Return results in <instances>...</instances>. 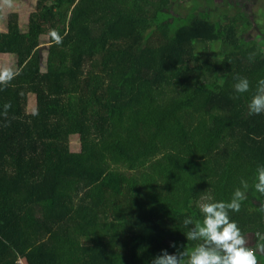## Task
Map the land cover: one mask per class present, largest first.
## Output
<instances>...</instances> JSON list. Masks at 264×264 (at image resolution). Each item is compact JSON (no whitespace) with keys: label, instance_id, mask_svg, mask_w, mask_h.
<instances>
[{"label":"trees","instance_id":"1","mask_svg":"<svg viewBox=\"0 0 264 264\" xmlns=\"http://www.w3.org/2000/svg\"><path fill=\"white\" fill-rule=\"evenodd\" d=\"M174 1L36 0L23 26L6 14L0 264H151L161 249L195 247L184 220L242 179L248 194L230 216L246 241L263 236L253 185L264 114L247 102L264 77V35L238 31L241 14L222 25L193 6L176 14ZM235 76L248 93L237 97Z\"/></svg>","mask_w":264,"mask_h":264},{"label":"clouds","instance_id":"2","mask_svg":"<svg viewBox=\"0 0 264 264\" xmlns=\"http://www.w3.org/2000/svg\"><path fill=\"white\" fill-rule=\"evenodd\" d=\"M56 41H60L58 35ZM253 59L252 56L248 57L249 62ZM12 76L11 69L0 70V81L10 80ZM233 79L232 87L237 97L250 91V81L247 77L235 76ZM220 84L223 85L222 79ZM247 112L249 115L264 114V77L256 81L255 90L247 102ZM253 187L257 193L264 195V163L256 167ZM248 189V182L242 179L230 199L225 201L208 197L202 201L199 205L202 218L184 220V224L190 227L183 234L186 239L197 242L195 247H183L173 253L161 249L151 260V264H257L254 250L248 245L238 223L230 216V213L239 211L241 202L247 197ZM170 246L175 247L174 244Z\"/></svg>","mask_w":264,"mask_h":264},{"label":"rangeland","instance_id":"3","mask_svg":"<svg viewBox=\"0 0 264 264\" xmlns=\"http://www.w3.org/2000/svg\"><path fill=\"white\" fill-rule=\"evenodd\" d=\"M246 1V2H245ZM35 2L36 0H0V31H4L6 28V14L10 11H16L18 13V17H19V22L20 25L23 26L26 21H27V17L30 11H32L35 7ZM231 2H229V0H178V1H174V3L172 2L171 4V10L173 12H175L176 14H185L186 10H189V8L191 6H193L195 9V11H206V14H208L207 12H209V15L211 16V19H213V16L215 17L214 20L219 21L222 25H224L225 21L228 22H234L235 23V19L238 20V17L231 18V20H229V15H230V7L228 5H230ZM239 6V10L243 13L241 17H239L240 23L237 25V29L238 31L241 29V27L243 26L244 28L246 27H252V21H249L248 19L250 18V15H246L245 11L246 9L249 10V13H254L256 15H252L253 18L257 19L256 23H257V27L255 28H262L264 29V10L262 12L259 13L256 3H250L247 0H237L236 1V5L233 6L232 8H235L236 6ZM258 5H260L261 3H257ZM178 11V12H176ZM239 21V20H238ZM249 21V24L244 25V22ZM242 31V30H241ZM260 34H263V31H259ZM40 38L42 39L41 41V46H40V58H41V64L43 63V61L45 60V46L43 44H47L46 39H47V35H41ZM208 48L213 47L214 50L218 49L217 43L215 44H208L207 45ZM15 58L14 56H11L8 53H3L0 55V70H3L5 68L11 69L13 70L15 65ZM43 65V64H42ZM32 107H28L29 110H31ZM70 143V148L71 149H78L79 147V141L77 139L76 136H73L70 138L69 140ZM251 235V234H249ZM264 237V233L263 236ZM253 238H249V240L247 241V243H253ZM256 257H258L261 253L256 251L255 252ZM261 257L264 260V256L261 255ZM22 261H24V259H22Z\"/></svg>","mask_w":264,"mask_h":264},{"label":"crops","instance_id":"4","mask_svg":"<svg viewBox=\"0 0 264 264\" xmlns=\"http://www.w3.org/2000/svg\"><path fill=\"white\" fill-rule=\"evenodd\" d=\"M236 1L237 0H229V2H231V4L230 5H228L229 7H230V10H231V12H230V15H236V14H241V16H242V10L240 11L239 10V6H240V4L238 5V6H236L235 8H232V7H234L235 5H236ZM243 1V0H242ZM248 2H250V3H256V6H257V9H258V11H259V13L260 12H262L263 10H264V0H247ZM246 2V1H245ZM257 3H261L260 5H258ZM233 4H234V6H233ZM243 12H245V14L246 15H250V18L248 19L249 21H252V27L251 28H253V30H254V28L255 27H257L256 25H257V23H256V20L257 19H255V18H253L252 17V15H256V14H254V13H249V10L248 9H246L245 11H243ZM256 29H258V31H263V35H264V29H263V27L260 29V28H256ZM1 55V54H0ZM253 237V239L256 237V234H254V235H252L251 236V238ZM253 244L256 246L253 250H254V252H256V251H258V252H260L261 254L257 257V264H264V260H263V258L261 257V255L262 256H264V241L262 240V235H259L257 238H255V240L253 241Z\"/></svg>","mask_w":264,"mask_h":264}]
</instances>
